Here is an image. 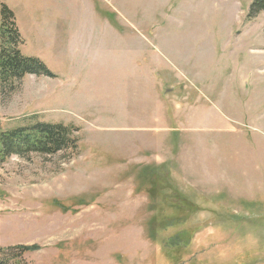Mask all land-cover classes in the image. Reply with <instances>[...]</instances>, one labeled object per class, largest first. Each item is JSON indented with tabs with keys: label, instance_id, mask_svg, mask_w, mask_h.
Segmentation results:
<instances>
[{
	"label": "rangeland",
	"instance_id": "rangeland-1",
	"mask_svg": "<svg viewBox=\"0 0 264 264\" xmlns=\"http://www.w3.org/2000/svg\"><path fill=\"white\" fill-rule=\"evenodd\" d=\"M255 1L0 0L56 76L0 87L2 129L79 138L0 164V248L38 246L23 264H264Z\"/></svg>",
	"mask_w": 264,
	"mask_h": 264
},
{
	"label": "trees",
	"instance_id": "trees-1",
	"mask_svg": "<svg viewBox=\"0 0 264 264\" xmlns=\"http://www.w3.org/2000/svg\"><path fill=\"white\" fill-rule=\"evenodd\" d=\"M251 10L257 14L264 12V0L255 1ZM24 42L14 11L0 2V87L13 88L29 75L56 77L41 59L22 53ZM76 131L73 125L38 120L5 131L0 123V164L13 156H55L64 151L77 150L79 138L75 135ZM188 237H191V233ZM178 239L179 236L169 238L165 247L181 245L183 242ZM35 250H39V247L20 246L16 250L0 248V264H23L22 258Z\"/></svg>",
	"mask_w": 264,
	"mask_h": 264
},
{
	"label": "crops",
	"instance_id": "crops-1",
	"mask_svg": "<svg viewBox=\"0 0 264 264\" xmlns=\"http://www.w3.org/2000/svg\"><path fill=\"white\" fill-rule=\"evenodd\" d=\"M261 259H262V258H261ZM259 262H260V264H262V263H263V261H261V260H260Z\"/></svg>",
	"mask_w": 264,
	"mask_h": 264
}]
</instances>
